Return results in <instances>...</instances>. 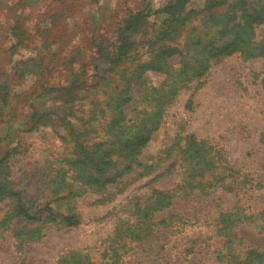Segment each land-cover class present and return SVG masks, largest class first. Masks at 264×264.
Instances as JSON below:
<instances>
[{"label":"rangeland","instance_id":"374dc122","mask_svg":"<svg viewBox=\"0 0 264 264\" xmlns=\"http://www.w3.org/2000/svg\"><path fill=\"white\" fill-rule=\"evenodd\" d=\"M176 1L0 0V107L7 97L0 110V162L8 159L3 174L38 209L52 199L56 174L68 169L64 159L74 157L66 124L84 131L92 113L120 86L119 73L102 77L111 64L99 59L98 46L103 41L106 52H113L130 14L144 11L150 18L139 29L132 57L120 66L149 60L156 48L148 40L174 22L160 11ZM207 1L184 0L178 13L199 12ZM202 17L185 26L176 41L184 44L199 24L211 35L214 29L204 26ZM253 31V42L264 49V21ZM207 61L202 76L188 78L179 73L183 65L175 55L163 70H148L136 80L125 106L129 119L155 111L154 102L145 107L155 90L172 92L158 129L141 149V166L104 190L77 183L74 197L68 191L69 199L53 203L63 211L72 203L82 218L79 226L12 219L0 228V264H78V253L101 260L107 246L117 248L115 264H232L221 223L227 212L239 221L229 241L240 260L251 250L264 252V54L236 52ZM76 76L77 88L67 96ZM44 111L49 114L42 120L34 114ZM100 120L96 115L83 137L89 145L107 138ZM191 136L215 156L203 174L193 175L183 161L181 151ZM67 181L73 182L71 172ZM157 191L170 195L172 205L144 218ZM14 206L0 197V220Z\"/></svg>","mask_w":264,"mask_h":264},{"label":"trees","instance_id":"16d2710c","mask_svg":"<svg viewBox=\"0 0 264 264\" xmlns=\"http://www.w3.org/2000/svg\"><path fill=\"white\" fill-rule=\"evenodd\" d=\"M183 1L177 0L160 11L161 13L166 12L174 22L170 28L162 30L154 39L148 40V43L156 48L149 60L142 61L139 59L135 67L128 68L126 66L121 69L120 66L122 62L129 61L132 57L130 53L132 47L137 43L135 39L138 36L139 29L150 18V15L144 11L130 14L125 28L118 31L113 52L107 53L104 42L100 43L96 54L99 55L102 62L111 64L109 70H103L102 77L106 79L109 72L119 73L120 86H116L99 113H92L93 117L88 121L84 131L70 127V124H66L62 118L67 131H69V136L75 144L74 157L64 159L69 167L68 169H60L56 174L53 186H51L52 199L45 207L38 209L36 204L24 195V192H20L15 188L10 183L8 176L3 174L8 159L4 158L0 162V197L1 199L10 198L15 202L13 211L0 220V228L8 226L11 220L16 218L19 222H26L27 224L49 220L63 227L79 226L82 223V218L74 211L72 203L64 205L68 206L66 211L62 210V204L54 206L53 203L57 204L64 199H69L71 195L74 197L77 183L104 190L108 185L116 183L124 174L137 166H141L138 161L141 149L147 145L152 139V134L158 129L162 105L172 93L171 90L164 92L155 90L152 97L146 98L148 103L145 106L148 108L154 102L155 111H141L138 118L129 119L125 112V106L132 101L133 84L136 80L142 78L146 71H161L164 69L168 58L179 55L183 65L179 73L187 75L188 78L198 77L203 75L205 71L204 64H207L208 59L229 56L236 52L245 53L248 56H256L258 52L264 54V49L256 46L252 38L254 26L264 21V0H208L203 10L199 12L192 10L181 15V12L179 14L178 11L182 8ZM225 6L227 8L223 10ZM201 14H203V17L200 21L208 29H214L213 33L204 35L206 33H202L201 24H199V26L195 25L193 35L187 37L184 44L177 42L176 38L181 30L192 23L193 20L198 19ZM17 29L18 26H15L14 30ZM74 60H71L72 64L77 62L78 58L75 56ZM95 70L96 73L99 72V65ZM112 77L110 76V78ZM77 80H79L78 76L67 87V96L71 97L74 94V90L77 88ZM139 83L143 84L144 82L139 81ZM6 100L7 97L1 99L3 108L7 103ZM2 107H0V110H2ZM34 114H39L40 120H42L49 113L44 111L43 113L35 112ZM98 114L102 119L104 118V120H100V125L106 132L107 138L94 145H89L88 139L83 137L90 133L91 128L94 126L92 120ZM65 115L68 116L69 112ZM187 140L186 147L181 151L184 154L183 161L189 166V170L193 175L203 174L215 164V156H211L194 136ZM69 172H71L73 182L67 181ZM68 191L71 194L70 196L66 194ZM172 199L170 195L163 191L155 192L151 203L142 212L143 217H151L156 211L170 207ZM237 222L239 221L235 219V214L232 212L222 215V231H226L229 235L226 243L229 252L226 256L232 264H264V252L251 250L248 252L247 258L242 260L234 253L235 251L230 246L231 241L229 240L232 237L230 233L234 232V225ZM136 237L141 238V235ZM111 249L112 247L107 246L103 252L100 251L103 257L101 260H95L88 252L78 253L80 255L78 264H83V261H86V264H115L119 254L116 247ZM107 258H109V261L105 263L104 260Z\"/></svg>","mask_w":264,"mask_h":264}]
</instances>
